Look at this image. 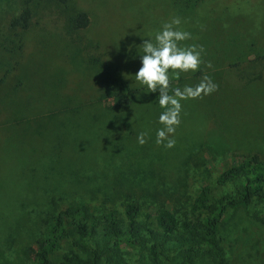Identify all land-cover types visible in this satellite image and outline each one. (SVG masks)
<instances>
[{"label": "rangeland", "instance_id": "rangeland-1", "mask_svg": "<svg viewBox=\"0 0 264 264\" xmlns=\"http://www.w3.org/2000/svg\"><path fill=\"white\" fill-rule=\"evenodd\" d=\"M68 3L69 12L87 11L90 25L71 36L65 5L38 3L20 63L0 83V264H34L32 249L47 223L71 202L121 210L136 200L143 213L163 207L180 218L225 166L253 154L264 160V58L254 60L264 56V0H206L188 16L176 15L171 0ZM20 4L0 0V31ZM174 17L191 33L181 46L202 49V63L194 72H170L169 88L195 86L205 76L217 87L181 101L175 144L166 148L156 143L163 111L158 92L147 93L135 80L136 46L154 40ZM87 41L99 48H86ZM99 52L142 88L130 105L111 110L101 100L98 68L88 61ZM256 210L262 213L261 205L227 210L220 244L228 264H264V225ZM71 248L65 243L56 256ZM123 250L127 264H156L139 249ZM100 264L115 261L104 256ZM159 264L188 262L175 252ZM194 264L219 263L203 257Z\"/></svg>", "mask_w": 264, "mask_h": 264}, {"label": "trees", "instance_id": "trees-1", "mask_svg": "<svg viewBox=\"0 0 264 264\" xmlns=\"http://www.w3.org/2000/svg\"><path fill=\"white\" fill-rule=\"evenodd\" d=\"M51 1L65 5V28L71 36L90 25L87 11H67L69 0H21L18 12L8 15L3 33L0 31V83L20 63L24 33L32 24L35 6ZM205 1L171 0V5L176 15L188 16ZM82 43L86 48H99L92 41ZM88 61L98 68L101 100L109 109L126 107L141 93L142 88L130 85L120 66L104 60L100 52L89 55ZM230 184L233 188L225 191ZM252 204L261 205L262 213L256 210L254 217L264 225V160L257 154L234 160L213 182L203 184L190 203L189 213L180 218L163 207L143 213L142 204L136 200L124 202L121 210L102 209L81 200L71 202L50 218L44 235L32 249L33 261L34 264H100L106 256L115 264H127L121 257L123 247H127L145 252L156 264L163 258L172 261L175 252L181 253L188 264L203 257L228 264L220 244L225 215L229 208H247ZM67 242L74 249L57 257Z\"/></svg>", "mask_w": 264, "mask_h": 264}, {"label": "clouds", "instance_id": "clouds-1", "mask_svg": "<svg viewBox=\"0 0 264 264\" xmlns=\"http://www.w3.org/2000/svg\"><path fill=\"white\" fill-rule=\"evenodd\" d=\"M181 20L172 18L164 23L153 39H144L136 46L140 67L135 73V80L146 87L147 93H157L160 108L158 123L162 127L156 130V143L171 148L175 144L173 134L180 124L181 101L209 95L217 85L210 77L205 76L195 86L185 85L183 88H169L171 73H187L196 71L201 61V51L196 45L181 46V42L189 40L191 33L181 30ZM211 67V65H209ZM146 133L137 136V142L146 143Z\"/></svg>", "mask_w": 264, "mask_h": 264}]
</instances>
